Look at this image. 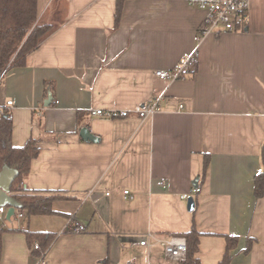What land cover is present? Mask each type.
<instances>
[{"label":"crops","instance_id":"0c3cea01","mask_svg":"<svg viewBox=\"0 0 264 264\" xmlns=\"http://www.w3.org/2000/svg\"><path fill=\"white\" fill-rule=\"evenodd\" d=\"M249 14L242 30L197 41L205 14L189 0H127L117 28L116 0H38L55 30L7 72L0 107L15 146L41 140L23 186L69 198L51 215L0 221L1 264H39L26 230L57 235L45 264H179L161 242L193 226L201 264L221 262L227 235L239 240L230 264H264V0ZM196 49L195 72L155 76ZM159 96L160 109L139 118L135 108ZM85 127L99 139L84 140Z\"/></svg>","mask_w":264,"mask_h":264},{"label":"trees","instance_id":"16d2710c","mask_svg":"<svg viewBox=\"0 0 264 264\" xmlns=\"http://www.w3.org/2000/svg\"><path fill=\"white\" fill-rule=\"evenodd\" d=\"M127 0H116L115 28L121 21L124 4ZM55 30V25L40 21L38 18V0H0V74L9 66L8 71L25 64L27 56L35 51ZM198 58V57H197ZM193 68L188 72H195L197 59ZM187 74V73H186ZM184 77V76H183ZM13 121L10 111L6 107H0V171L4 165L18 170V176L13 182L11 195L22 204L19 212L29 216L51 215L54 213L53 203L58 199L69 198L55 192L31 191L23 185L31 172V162L41 152V140L30 138L23 146H15L12 141ZM262 171L255 177V195L264 197V143L261 150ZM208 167V161L204 163V172ZM200 188L196 191L199 192ZM15 214V215H16ZM7 231L0 224V264L3 253V233ZM27 243L31 251L40 256L41 251L50 248L57 235L54 233L25 231ZM186 238L187 253L179 264H201L198 257L201 232L195 226L190 231L180 234ZM226 249L223 259L219 264H230L231 252L238 245L237 236H225ZM38 242L40 249H34ZM253 240L249 239L245 249L249 252Z\"/></svg>","mask_w":264,"mask_h":264},{"label":"built area","instance_id":"2783aa9c","mask_svg":"<svg viewBox=\"0 0 264 264\" xmlns=\"http://www.w3.org/2000/svg\"><path fill=\"white\" fill-rule=\"evenodd\" d=\"M189 4L204 12L205 17L196 36V40L209 35H219L227 32H236L242 30L249 22L251 0H189ZM198 49L193 53L183 56L180 63L171 70H157L155 76L166 81H176L183 78L194 66ZM9 66L0 74V84L8 72ZM162 97H156L150 102L139 105L134 112L139 118H148L160 109ZM8 106L12 105V101L7 102ZM94 115H103V110H94ZM41 114V113H39ZM124 115V114H123ZM125 195L129 192L125 191ZM7 213V207L0 206V221L4 220ZM16 214V213H15ZM18 219H23V213H17ZM13 216V217H14ZM74 231H84L85 227L78 222H74ZM151 236V234H149ZM148 244L147 239L140 241L141 246ZM165 256L172 261L184 260L187 253V241L182 235H171L161 242ZM34 249L39 250L40 245L35 242ZM49 249L41 251L39 264H45L46 255Z\"/></svg>","mask_w":264,"mask_h":264},{"label":"water","instance_id":"95a60500","mask_svg":"<svg viewBox=\"0 0 264 264\" xmlns=\"http://www.w3.org/2000/svg\"><path fill=\"white\" fill-rule=\"evenodd\" d=\"M51 101L52 98L50 97L49 102ZM80 135L86 141H97L99 139L86 127L81 130ZM17 176L18 170L8 165H4L0 171V206L7 207V220L15 215L17 209L22 208V204L11 195V188ZM198 183L199 177H196L193 181L195 189L198 188ZM187 209L191 212L195 209V200L192 196L188 197Z\"/></svg>","mask_w":264,"mask_h":264},{"label":"rangeland","instance_id":"374dc122","mask_svg":"<svg viewBox=\"0 0 264 264\" xmlns=\"http://www.w3.org/2000/svg\"><path fill=\"white\" fill-rule=\"evenodd\" d=\"M2 87H3V85H0V89H1ZM32 218H33V216H32ZM34 218H42V217H34ZM11 223L15 225L16 223L19 224V223H21V222H20V219H18L17 217L14 216V217H12V222H11ZM11 223H10V224H11Z\"/></svg>","mask_w":264,"mask_h":264}]
</instances>
